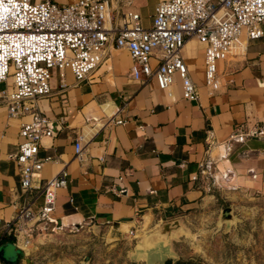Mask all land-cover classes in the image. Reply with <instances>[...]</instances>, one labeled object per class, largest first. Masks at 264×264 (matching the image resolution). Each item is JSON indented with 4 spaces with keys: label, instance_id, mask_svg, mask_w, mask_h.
Masks as SVG:
<instances>
[{
    "label": "crops",
    "instance_id": "obj_1",
    "mask_svg": "<svg viewBox=\"0 0 264 264\" xmlns=\"http://www.w3.org/2000/svg\"><path fill=\"white\" fill-rule=\"evenodd\" d=\"M52 1L71 5L79 0ZM158 2L117 1L112 24L133 12L150 26ZM205 48L198 38L188 39L183 57L189 71L205 64ZM131 68L128 52L110 48L91 79L78 82L67 72L62 81L56 71L50 95L37 101L38 112L52 127L57 123L54 137L43 139L38 154L51 160L33 179L29 194L22 189L15 156L25 141L21 128L33 116H11L8 101L0 98V246L19 241L27 251L23 233L18 236L7 225L20 208L42 205L45 184L62 171L67 187L58 192L57 228L119 225L120 231H131L165 215L188 218L186 213L221 200L264 196V142L231 139L239 127L264 120V90L258 85L264 76V36L252 40L242 33L229 57L218 63L221 87L215 93L191 71L200 92L197 102L183 98L178 77L171 90H163L155 78L135 80ZM7 87L0 85V95ZM78 140L82 159L76 158ZM156 254L160 264L170 259L163 251L154 259Z\"/></svg>",
    "mask_w": 264,
    "mask_h": 264
},
{
    "label": "built area",
    "instance_id": "obj_2",
    "mask_svg": "<svg viewBox=\"0 0 264 264\" xmlns=\"http://www.w3.org/2000/svg\"><path fill=\"white\" fill-rule=\"evenodd\" d=\"M117 1L59 5L52 0H0V85H8L0 98L8 101L11 116H33V122L21 128L25 141L15 156L26 194L51 160L38 156L43 139H52L54 131L38 112L37 101L50 95L53 71L62 81L67 72L78 82L85 81L100 69L110 48L123 50L131 57L135 80L155 78L160 89L171 90L179 76L183 98L197 102L199 88L183 57L188 39L196 37L206 44L205 87L215 93L221 87L218 63L229 57L242 33L246 31L252 40L264 36V0H159L150 26L133 12L120 16L119 24L113 25ZM258 85L264 90V76ZM231 139L239 144L248 139L264 142V120L239 127ZM75 151L76 158L82 159L84 147L79 140ZM66 187L67 173L62 171L45 184L42 205L36 210L33 204L20 208L8 231L23 233L22 244L27 246L36 231L57 226L53 213L58 192ZM17 246H21L19 241Z\"/></svg>",
    "mask_w": 264,
    "mask_h": 264
},
{
    "label": "rangeland",
    "instance_id": "obj_3",
    "mask_svg": "<svg viewBox=\"0 0 264 264\" xmlns=\"http://www.w3.org/2000/svg\"><path fill=\"white\" fill-rule=\"evenodd\" d=\"M196 65L191 69L192 77L204 79L205 85V64ZM227 207L234 208L240 222L231 229H220L219 215ZM186 214L188 218L173 214L157 217L131 231L95 225L46 227L34 233L30 245H22L33 264H160L158 254L157 259L152 256L159 251L166 254L165 258L196 259L198 264H264V196H240L226 203L221 200ZM175 220L184 227L176 239L148 253L138 248L147 235Z\"/></svg>",
    "mask_w": 264,
    "mask_h": 264
},
{
    "label": "water",
    "instance_id": "obj_4",
    "mask_svg": "<svg viewBox=\"0 0 264 264\" xmlns=\"http://www.w3.org/2000/svg\"><path fill=\"white\" fill-rule=\"evenodd\" d=\"M55 123L53 130L56 128ZM240 219L234 213L233 207H227L223 209L219 215L217 226L221 229L226 226L227 229H231L237 225ZM114 229L119 230L120 226H113ZM184 232V227L180 220L168 222L163 224L158 230L147 235L142 244L138 245V248L144 252H151L158 250L159 247L168 244L171 240L177 238L180 233ZM88 259L85 260L87 262ZM33 264L32 260L28 257L27 252L12 244H6L0 246V263L1 264Z\"/></svg>",
    "mask_w": 264,
    "mask_h": 264
},
{
    "label": "trees",
    "instance_id": "obj_5",
    "mask_svg": "<svg viewBox=\"0 0 264 264\" xmlns=\"http://www.w3.org/2000/svg\"><path fill=\"white\" fill-rule=\"evenodd\" d=\"M5 238L6 237H4V239ZM165 264H198V261L196 259H190V260H185V259L172 260V259H169L166 261Z\"/></svg>",
    "mask_w": 264,
    "mask_h": 264
},
{
    "label": "bare ground",
    "instance_id": "obj_6",
    "mask_svg": "<svg viewBox=\"0 0 264 264\" xmlns=\"http://www.w3.org/2000/svg\"><path fill=\"white\" fill-rule=\"evenodd\" d=\"M126 229V227H124Z\"/></svg>",
    "mask_w": 264,
    "mask_h": 264
}]
</instances>
